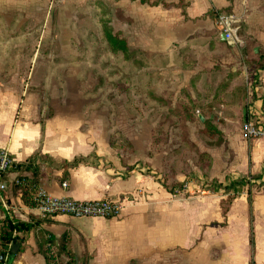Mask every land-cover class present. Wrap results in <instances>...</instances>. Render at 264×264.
<instances>
[{
	"label": "crops",
	"instance_id": "0c3cea01",
	"mask_svg": "<svg viewBox=\"0 0 264 264\" xmlns=\"http://www.w3.org/2000/svg\"><path fill=\"white\" fill-rule=\"evenodd\" d=\"M62 1L66 11L52 20L45 46L62 49L63 60H69L64 50L74 49L81 30H88L86 22H100L99 6L112 12L110 33L125 40L132 54L175 58L173 68L181 70L183 81H174L200 103L198 128L209 131L201 149L205 173L223 188L190 197L172 194L165 178L169 159L147 152L135 166L122 145L113 143L117 128L105 124L106 115L87 109L85 93H70V73L47 78L37 71L38 51L35 72L23 77L25 65L7 62L0 49V150L15 162L0 192V236L7 219L30 226L18 234L22 245L12 264H48L49 236L57 252L65 244L76 264H264V139L243 136L250 118L264 126V0ZM27 5L37 7L34 0H0L2 40V8H14L11 21L23 16L26 27L33 18L23 14ZM219 12L237 17L238 44L217 28ZM171 173L173 182L181 180L179 171ZM242 179L251 187L230 197L224 186ZM32 185L75 201L119 203L121 216L42 217L31 203Z\"/></svg>",
	"mask_w": 264,
	"mask_h": 264
},
{
	"label": "rangeland",
	"instance_id": "374dc122",
	"mask_svg": "<svg viewBox=\"0 0 264 264\" xmlns=\"http://www.w3.org/2000/svg\"><path fill=\"white\" fill-rule=\"evenodd\" d=\"M34 1L36 8L27 5L22 10L25 17H33L26 27L23 16H15V20L11 21L14 8H2L7 17L1 22L5 40L0 38V49L5 51L6 61L24 64L23 77L25 74L28 77L40 51L37 71L46 73L50 79H60L70 73V93H85L88 97L85 103L87 109L106 115L107 120L103 119L105 124L117 128V133L112 134L113 143L122 145L119 149L131 156L135 166L141 164L138 160L147 152L151 157L161 153L169 159L171 172L173 168L180 172L179 182L172 181L171 172L165 174L172 194L190 197L222 189L205 173L206 156L201 149L206 147L205 137L209 131L198 128L200 125L195 110L200 103L193 100L182 82L174 81L175 78H182L181 70L173 68L175 58L171 55L149 59L142 53L135 55L129 51L127 56L122 52H113L111 47L108 48L106 38L107 32L113 33L112 12L107 6H99L100 12L97 11L96 15L100 22L94 25L86 22L88 30L83 29L85 25L75 19V23L83 25L81 37L75 39L74 49L64 50L66 55L69 54V60H63L62 49L45 45L51 35L52 20L56 21L57 14L60 12L61 16L66 11L61 7L64 1ZM95 24L101 28L95 29ZM14 33H17L15 37ZM46 64L48 67L44 71ZM51 85L50 80L44 89L48 90ZM159 93H165V96L158 99ZM74 104L81 107L78 100H74ZM193 138L197 139L198 147L192 142ZM191 161L198 170H194V165L191 167ZM149 168L147 172H152L153 169Z\"/></svg>",
	"mask_w": 264,
	"mask_h": 264
},
{
	"label": "built area",
	"instance_id": "2783aa9c",
	"mask_svg": "<svg viewBox=\"0 0 264 264\" xmlns=\"http://www.w3.org/2000/svg\"><path fill=\"white\" fill-rule=\"evenodd\" d=\"M238 19L233 14L216 13L215 24L219 31L224 35L226 41L231 44H238ZM243 136L246 140L264 139V126L258 121L247 120L243 125ZM14 159L9 152L0 150V192L6 190L5 177L13 169ZM64 187L67 184L63 185ZM31 203L33 208L42 217L49 216H67L76 219H116L121 216L122 206L109 200L94 201H75L68 197H56L49 194L43 188H37L31 194ZM49 254L54 264H58L57 250L49 245ZM11 252L6 253L1 264H8Z\"/></svg>",
	"mask_w": 264,
	"mask_h": 264
},
{
	"label": "trees",
	"instance_id": "16d2710c",
	"mask_svg": "<svg viewBox=\"0 0 264 264\" xmlns=\"http://www.w3.org/2000/svg\"><path fill=\"white\" fill-rule=\"evenodd\" d=\"M107 41L113 52H122L124 55H129V50L126 46V42L121 40L120 37H115L111 33L106 34ZM219 185V184H218ZM222 186V185H220ZM251 187L250 181L248 179H242L240 181L231 182L229 185L224 186V189L231 195L230 197H237L243 191H247ZM37 185L30 186V192L33 193L37 189ZM223 188V187H222ZM30 226L26 224L14 223L11 220L7 219L5 221L4 230L0 236V254L5 255L10 253L14 246H21L22 239L18 235L21 232L29 231ZM49 245H53V240L49 236L47 238L46 244V258L48 264H54L52 257L49 254ZM55 247V246H54ZM61 248L58 250V264H76L74 256L66 252V246L64 243L61 244ZM64 256V258H62Z\"/></svg>",
	"mask_w": 264,
	"mask_h": 264
},
{
	"label": "water",
	"instance_id": "95a60500",
	"mask_svg": "<svg viewBox=\"0 0 264 264\" xmlns=\"http://www.w3.org/2000/svg\"><path fill=\"white\" fill-rule=\"evenodd\" d=\"M199 118L201 121H203V118L201 116ZM17 251H18V246H14L12 249V253H11V256L9 258L8 264H12L16 254H17ZM3 260H4V256L0 255V262H2Z\"/></svg>",
	"mask_w": 264,
	"mask_h": 264
}]
</instances>
